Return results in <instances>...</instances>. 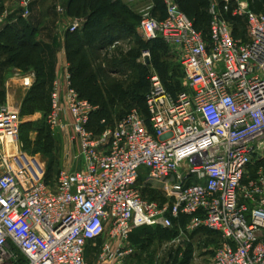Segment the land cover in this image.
Masks as SVG:
<instances>
[{
    "label": "built area",
    "instance_id": "2783aa9c",
    "mask_svg": "<svg viewBox=\"0 0 264 264\" xmlns=\"http://www.w3.org/2000/svg\"><path fill=\"white\" fill-rule=\"evenodd\" d=\"M23 1L28 18L31 0ZM164 4L163 19L152 6L143 11L139 31L174 50L185 88L170 92L154 72L146 112L96 132L97 107L68 68L58 71L47 123L61 132L67 156L79 149L82 166L62 169L54 189L43 163L23 149L20 108L0 102V264H90V245L99 249L95 264H122L135 253V230L171 229L183 217L181 232L219 236L212 264H264V168L250 170L264 159V11L250 0H213L206 34L178 0ZM228 15L247 22L248 40ZM17 21L0 15V33ZM83 24L77 18L68 29ZM150 55L142 54L146 65ZM33 83L23 74L26 88ZM142 175L161 186L164 203L143 197Z\"/></svg>",
    "mask_w": 264,
    "mask_h": 264
},
{
    "label": "rangeland",
    "instance_id": "374dc122",
    "mask_svg": "<svg viewBox=\"0 0 264 264\" xmlns=\"http://www.w3.org/2000/svg\"><path fill=\"white\" fill-rule=\"evenodd\" d=\"M121 1L130 9L128 13H125L126 9L121 7L114 9L116 18L124 20L125 23L131 26V29L128 28L126 32L119 36L92 41L78 33L68 34L70 32L68 28L73 20L77 18L84 20L83 15L76 16L69 12L67 8L68 0H31L29 5L31 14L28 18L21 16L25 7L23 0H0V3L3 4L0 15L6 14L8 18H22L27 22L28 20L34 22L41 18L40 20L43 21L42 26L48 27V29L36 27L40 32L35 38V40L40 39L43 42H47L46 40L49 39L46 46L49 47L50 53L45 56V63L48 65L47 70L54 72L56 75L57 70L54 64L59 61L57 56L59 53H65V62L69 65L68 71L72 80L70 66H78L82 59L89 62L90 67L86 73L93 75V82L89 88L94 86L97 88L94 90L96 92L94 93L95 96L89 97L90 102L97 107L93 118L96 122L101 118H107L112 122L118 121L131 111L143 110L147 93L151 87L149 77L154 72L159 74L158 66L164 68L166 72L164 79L161 76L160 79L165 86L167 85L168 89L175 92L185 88L182 68L174 50L161 42L159 44L147 42L139 31L143 11L148 6H152V13L155 15L159 0H135L132 4ZM212 1L209 0V2ZM250 3L256 11H264V0H250ZM193 8H196L197 12L201 11L196 6H193ZM62 9L65 10L63 14ZM188 14L200 31L204 32L207 29L208 16H205V20L195 13L188 12ZM230 23L236 36L248 40V24L245 20L236 22L230 19ZM33 26H35V23H33ZM5 34L6 37L11 38L8 35L9 33L5 32ZM77 36L80 38L76 39L77 44L82 42L79 40L85 38L88 41V46L82 47L77 60H70L71 57L68 56L70 51L66 46L68 42L74 43ZM4 39L3 41H5ZM148 50L151 54V65H146L142 59V54ZM9 56L10 53L4 54L0 51V101L6 102L8 100V88L11 86L15 88L14 94L20 108V134L23 149L30 156L39 159L43 163L45 167L44 180L50 188L54 189L62 169H78L82 166L80 151L77 147H74L71 154L67 156L61 132L51 128L47 123L46 116L49 112L52 78L48 80L46 88L43 89L38 86L33 91L36 92L35 94L32 93L36 100L26 102V99L31 95L32 86L39 84L46 78L45 75H39L40 71L45 70V67L43 65L41 67L39 63L42 60L40 55L34 54L33 63L35 64L28 68L26 66L18 68L16 65H2V62ZM23 74H33L34 83L29 90L22 86ZM76 84H81V80H77ZM24 109H28L27 112H32V114H22ZM259 168H264V159L261 162L256 159L252 163L250 166L251 175ZM145 182L146 178L142 175L138 186L141 188L145 199L161 203L166 201L160 185L145 184ZM106 237H103L100 241L102 242ZM178 238L179 240L184 239L185 233L180 230L163 232L156 229H140L133 234L132 238L133 245L136 247L135 253L125 259L122 264H194L192 260L199 257L200 252L195 250V246H189L186 241L180 240V243H174L173 241ZM100 241L97 244H100ZM220 244V241L214 240L210 251L214 253ZM97 254L96 252L94 254L87 253V261L90 264L96 263Z\"/></svg>",
    "mask_w": 264,
    "mask_h": 264
},
{
    "label": "trees",
    "instance_id": "16d2710c",
    "mask_svg": "<svg viewBox=\"0 0 264 264\" xmlns=\"http://www.w3.org/2000/svg\"><path fill=\"white\" fill-rule=\"evenodd\" d=\"M178 3H179L180 8L187 14L188 12L195 13L196 15L202 16L204 19H205V16L209 17V21L206 27L207 29L204 30V33L207 34L208 26L210 22V16L208 13V9H209L211 2H209V0H178ZM193 6H196L202 12L201 11L197 12V10H195L196 8H193ZM118 7L126 9V11H124L125 13H128V10L130 9L121 0H117V1H114V0H68L67 8L69 12L76 16L83 15V18H84L83 27L80 30H77L75 32H68V34L74 35L78 33V34L84 35L86 38L91 39L92 41L105 40L113 36H119L123 34V32H126L128 28L131 29L130 28L131 26L128 23H125L124 20L116 18L117 16L114 12V9ZM2 8H3V4L0 3V9ZM155 16H157L160 19H163L166 16V8H165L164 0H159V2L157 3V11L155 13ZM228 18L236 22L239 20L236 18H231L230 15H228ZM194 25L199 30V27L196 25L195 22H194ZM5 32L9 33L8 35H10L11 38L9 36L6 37ZM37 32H38L37 28L34 27L30 22H27L26 20H23L22 18H18L17 23L8 25L0 33V45H1L0 51H2L4 54L10 53V56L2 62V65L4 66L16 65L18 66V68H20V66H26L28 68L32 66L33 64H35L33 63L34 54L40 55V57L43 60V61L40 60L39 63L41 67L42 65L45 67V70L40 71L39 75H45L46 78H44V80L40 82L39 84L32 86L31 95L29 96V98L26 99V102L36 100L35 96H32V93L34 94L36 93L33 91H35L38 86L42 87L43 89L46 88V86H48V80L52 78V82H53V79L55 77L54 72H51L50 70L46 69L48 65L47 63H45L46 61L45 56L46 54L50 53L49 47L42 46L41 43L35 40ZM77 38L80 39L79 36H77L75 37L74 43L68 42V45L66 46L68 51H70L68 53V56L71 57L70 60H77V57L80 55L82 51V47L88 46V41L85 38H82V40H79L82 42L77 44L76 43ZM3 39L5 41H3ZM159 42L165 44L161 39L154 40L150 43L159 44ZM74 45L76 46L75 48H74ZM151 64H152V61L150 62L149 65ZM89 67H90L89 62L82 59L80 60L78 66L76 67L70 66L69 70L72 73L73 86L79 91L81 97L86 98L89 101H91L89 97L92 98L95 96L94 93L96 92H94V90H96L97 88L95 86L93 88H89L91 86V83L93 82V75L86 73ZM158 68H159L158 70L159 76H161V78L163 77L164 79V74L166 73L164 68L160 66H158ZM77 80H81V84H76ZM168 90L174 94L178 92V91L173 92L170 89ZM143 107H144L143 110H140V111L145 113L146 112V101L144 102ZM49 108H50V102H49ZM27 110L28 109H24L22 111V114H32V112H27ZM95 113L92 116L90 127L96 132H101L108 126H114V124L117 121L115 120L114 122H112L108 120L107 118H101L98 122H96L93 119L95 116ZM103 120L105 122H102ZM258 162H261V160H258ZM186 222H187V219L183 217L179 221L175 220V226L171 229H165L160 226H157V227L139 228L137 230L156 229V230L163 231V232H168L171 230L178 231L180 230L181 227L185 226ZM137 230H135L132 234H134ZM210 233L215 234L212 232ZM132 234L130 236H132ZM99 241L100 240H98V242ZM131 246H133L134 249H136L134 245H131Z\"/></svg>",
    "mask_w": 264,
    "mask_h": 264
},
{
    "label": "crops",
    "instance_id": "0c3cea01",
    "mask_svg": "<svg viewBox=\"0 0 264 264\" xmlns=\"http://www.w3.org/2000/svg\"><path fill=\"white\" fill-rule=\"evenodd\" d=\"M34 3H36V2H34ZM33 7H34V5H33ZM61 12L63 14V12H65V10L62 9ZM45 17H48V16H45ZM14 18H17V17H14ZM40 19L41 18H39L37 21H34V22L31 21V20L30 21L28 20V22H30V23L32 22L31 23L32 25H33V23H35L34 27H38L39 26L40 28L48 29V27L42 26L43 21L40 20ZM38 32H40V31H38ZM38 32H37V34H39ZM37 34H36V36H37ZM36 41L41 43L42 46H46L47 45L46 43H49V39L46 40L47 42H43L40 39H36ZM57 58L59 59V61H57V63L54 64L57 72L60 71V70H65L66 68H68L69 65L67 64V62H65V60H66L65 53L64 54L63 53H61V54L59 53ZM22 86H24L23 83H22ZM24 88H26V87L24 86ZM8 89H9V90H7V92H8V100L6 102L8 104H10L11 106L19 107V105L17 103L18 100L16 101V97H15V94H14L15 88L11 86ZM26 90H29V89H26ZM132 238H133V234H132V236H130V238L128 240V243L130 245H133V241H132L133 239ZM216 239L218 241H220L219 237L216 234H211L210 232H208L205 229H200V230H197L195 232L185 233V238L184 239H180V240L186 241V243L188 242L189 246H192V247L195 246V250L200 252V256L199 257H195L196 259L192 260V262H194V264H212V260H213V256H214L215 252L212 253L210 250H212V242L214 240H216ZM180 240L178 238V239H175L173 242L174 243H180L181 242ZM100 244H97V245L99 246ZM137 247H139V246H137ZM97 249H98V247H94V246L90 245L88 247L87 251H86V254L87 253L88 254L89 253L90 254H94L95 252L98 253L99 250H97Z\"/></svg>",
    "mask_w": 264,
    "mask_h": 264
}]
</instances>
